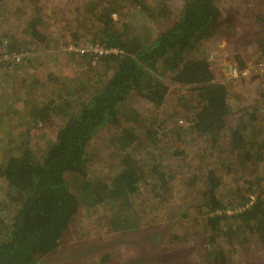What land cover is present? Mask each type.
I'll return each instance as SVG.
<instances>
[{"label":"rangeland","instance_id":"obj_1","mask_svg":"<svg viewBox=\"0 0 264 264\" xmlns=\"http://www.w3.org/2000/svg\"><path fill=\"white\" fill-rule=\"evenodd\" d=\"M27 1L11 0L4 6L7 11L1 13L6 20L2 29L7 36V44L19 51L9 54L6 45L0 47V147L8 143L7 135L19 132L23 137L13 139L14 143L10 146L20 150L27 147L35 158H41L66 119L83 107L80 102L86 100L93 87L102 83V76L110 78L112 71L99 73L95 70L96 64L88 57L70 56L65 51L66 46L73 43L72 33L79 35L77 44L93 41L90 33L92 24L80 25L79 21L87 14L86 7L96 0H40L46 14L50 13L49 6L72 9L70 13L63 14L65 18L61 23L42 16L41 32L48 31V43L51 41L54 44L60 38L58 45L46 49L45 53L44 46L36 47L28 38L26 21L21 19L22 10H25L26 17L29 16ZM128 1L113 0L121 12L112 15L113 20L118 26L129 24L133 34L153 41L162 28L169 29L175 23L186 0L165 2L168 8L163 13L157 6L160 4L157 0H145L151 9L149 16L139 14L138 7ZM214 1L221 12L220 20L213 26L215 31L200 44L194 43V49L188 51L184 58H205L215 80L226 85L230 114L225 124L221 129L214 128L207 133L209 135L190 130L192 124L187 118H192L191 111L199 108L196 90L179 86L161 69L153 72L152 77L161 79L168 87L163 102L154 106L135 95L127 97L120 105L122 117L119 125L102 127L93 135L89 143V160L81 174V178L90 183H107L119 167L121 157L120 150L115 148V141L123 128L132 129L134 142L126 152L138 164L143 181L138 185L136 194L131 196V209L123 212L122 216L128 220V225L135 224L136 228L124 233L113 230L109 220L114 212H118L119 205L114 208L107 205L112 209L110 212L104 204L92 208L81 204L63 235L60 247L39 257L35 264H220L216 262L218 257L224 258L225 264H264V243L256 236L245 234L242 230L240 234L229 235L223 228L225 225L221 224L219 228L223 234L215 236L214 244H211L214 235L204 227L211 217L209 188L206 186L208 171L216 173L220 185L217 197L228 206V214H232L234 208L229 205L233 204L231 200L237 201L247 194V183L254 184L256 178L263 180L262 187L253 186L251 191L255 193L248 194L252 200L264 190V165L250 166L247 170L237 166L232 162L231 143L228 141V132L238 118L249 124L247 136L250 140L264 141V77L253 70L244 80L232 79L228 75L231 64L239 69L237 61L243 63V70L250 69L248 66L264 64V56L260 55L256 45L257 39L264 38V0ZM101 11L96 10L100 16ZM102 22L91 20L96 28ZM146 32H149L148 35ZM21 51L20 62L26 57L31 58L35 63L34 73L41 82L39 89L42 95L36 99L40 102H28V113H36L35 107L45 103L52 110L51 119L39 124L37 130L32 129L36 122L30 114L26 115L25 108L21 105L9 106L15 97L9 99L12 94H7L5 87L8 85L12 89L11 78L17 76L13 75L12 65L9 69L5 66L12 62L14 54ZM36 51L40 55H35ZM48 80L50 86L47 85ZM16 90L18 92V87ZM58 97L63 101L69 99L67 107L61 106ZM122 107L128 110H122ZM131 111L146 119H139L137 124L128 122L127 116ZM245 112L255 113L256 120L251 121ZM167 119H171V123L164 125ZM149 130L156 135L147 136L151 132ZM153 167L163 173L167 182L165 185L164 181V189L156 183L158 175ZM67 178L68 188L77 195L79 191L75 184L80 177L69 175ZM3 202H6L4 182L0 180V218L10 225L15 211Z\"/></svg>","mask_w":264,"mask_h":264},{"label":"trees","instance_id":"obj_2","mask_svg":"<svg viewBox=\"0 0 264 264\" xmlns=\"http://www.w3.org/2000/svg\"><path fill=\"white\" fill-rule=\"evenodd\" d=\"M157 1L160 3L157 5L160 12L167 10L165 2L169 0ZM10 2L11 0H0V47L6 45L7 53L12 54L19 49L7 44V36L2 29L6 20L1 14L7 11L4 6ZM128 2L138 7L139 14L150 15L151 9L147 7L145 0ZM25 3L28 4L29 16L26 17L24 14L25 10L20 14L21 19L26 21L27 36L36 47L44 46L45 53L46 49L56 47L60 38L56 39L54 44H51V41L48 43V31L45 29L46 31L41 32L42 16L61 23L65 18L63 14L70 13L72 9L49 6L50 13L46 14L43 6H40V0H29ZM118 7L113 0H96L86 7L87 14L79 21L80 25L92 24L90 32L92 43L97 42L104 48L121 52L102 56L95 63V70L99 73L112 71L111 77L102 76V83L98 87H93L86 100L80 102L83 107L66 119L41 158H35L27 147L20 150L10 146L14 143L13 139L23 137L19 132L10 136L6 134L8 143L0 147V180L4 182L6 198L3 204L7 203L15 211L10 225L5 219L0 218V264H35L39 257L57 250L81 204L90 208L104 204L103 206L110 212L112 209L107 205L113 208L119 205L118 212H114L109 220L113 230L124 233L136 228L135 224L128 225V220L122 216L123 212L131 209V196L136 194L138 185L143 181L138 164L126 152L134 142L132 129L123 128L115 141V148L120 150L121 157L119 167L112 177L107 179V183L105 181L90 183L84 177L81 178V174L82 168L89 160V143L93 135L102 127L119 125V119L122 117L120 105L127 97L135 95L154 106L163 102L169 90L161 79L152 77L153 72H159L161 69L179 86L196 90L199 108L191 111L192 118H187L192 124L190 130L209 135L207 133H211L214 128L221 129L230 114L226 85L215 80L209 62L203 57L184 58L188 51L194 49V43L200 44L205 37H210L215 31L213 26L220 20L221 12L214 0H186L175 23L169 29L162 28L153 41L133 34L129 24L118 26L112 18V15L121 14ZM97 9L102 10L101 16L96 12ZM171 15L165 14L169 17ZM93 19L102 20L101 26L96 28L95 23H91ZM155 20L157 22L158 18ZM93 26L96 28L94 32ZM78 40V33H72L73 43L70 44H77ZM256 45L259 47L260 55L264 56V38L257 39ZM35 55L38 56L40 53L36 51ZM30 59L26 57L22 62H16L12 58V62L5 66L9 69L12 65L13 75H17L11 78L12 89H9L8 85L5 86L8 89L7 94H12L8 98L15 97L9 106L14 108L21 105L26 109V115L29 109L28 102L38 103L40 101L36 99L42 95L39 89L41 84L39 76L34 73L35 63ZM237 62L239 69H243V63ZM47 85L50 86L49 80ZM68 100L65 98L63 101L58 97V101L62 102L61 106L64 107H67ZM35 110L36 113L29 112L28 115L30 114L36 122L32 129L37 130L39 124L47 123L51 119L52 110L49 109L48 103L35 107ZM122 110L128 108L122 107ZM245 116L251 121L256 120L255 113L245 112ZM139 119L145 120L146 117L136 111H131L127 116V121L132 124H137ZM170 120L167 119L163 124H170ZM248 126L246 120L238 118L228 132L234 160L232 162L244 170L250 166L264 165V141L250 140L247 136ZM24 132L26 135L27 131ZM151 134L156 135L151 131L147 136ZM152 169L158 175L156 183L162 185L164 189L167 182L163 173L156 167ZM159 169L161 170L160 167ZM69 175L80 177L75 184L79 191L78 196L67 186L66 180ZM206 180L211 217L204 227L214 235L211 244H214L215 236L223 234L219 228L221 224L225 225L223 228L229 235L240 234L242 230L264 243V190L255 197V200L248 195L255 193L251 191L253 186L262 187V178H256L254 184L247 183L249 190L245 197L237 201L231 200L233 204L229 205L234 207L232 214L227 213L228 206L217 197L220 185L216 173L208 171ZM216 262L225 264L222 257H218Z\"/></svg>","mask_w":264,"mask_h":264},{"label":"built area","instance_id":"obj_3","mask_svg":"<svg viewBox=\"0 0 264 264\" xmlns=\"http://www.w3.org/2000/svg\"><path fill=\"white\" fill-rule=\"evenodd\" d=\"M65 51L68 53H72L81 57H88L92 63H96L97 60L106 55L110 54H118L121 52L116 50V49H107L101 46L100 44L96 43H85V44H69L66 46ZM20 57H16V61H19ZM250 69L248 70H243V69H238V67L234 64H231L228 69V75L231 76L232 79H241L244 80L246 79V76H248L251 70L256 72L257 75L260 77H264V64H258L256 66H248ZM264 80V79H263ZM182 123V122H180Z\"/></svg>","mask_w":264,"mask_h":264},{"label":"clouds","instance_id":"obj_4","mask_svg":"<svg viewBox=\"0 0 264 264\" xmlns=\"http://www.w3.org/2000/svg\"><path fill=\"white\" fill-rule=\"evenodd\" d=\"M19 56L20 57V60L19 61H16V57ZM11 58H14L16 62H20L21 59H22V56L20 54H14V56H12Z\"/></svg>","mask_w":264,"mask_h":264},{"label":"water","instance_id":"obj_5","mask_svg":"<svg viewBox=\"0 0 264 264\" xmlns=\"http://www.w3.org/2000/svg\"><path fill=\"white\" fill-rule=\"evenodd\" d=\"M229 69V68H228Z\"/></svg>","mask_w":264,"mask_h":264}]
</instances>
